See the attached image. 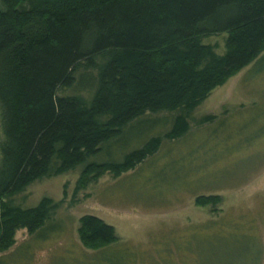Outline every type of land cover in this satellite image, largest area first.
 Listing matches in <instances>:
<instances>
[{"label":"trees","instance_id":"1","mask_svg":"<svg viewBox=\"0 0 264 264\" xmlns=\"http://www.w3.org/2000/svg\"><path fill=\"white\" fill-rule=\"evenodd\" d=\"M0 3V253L12 247L17 230L32 235L50 224L60 205L42 197L23 208L13 196L75 169L74 194L105 174L133 170L162 140L188 132L193 111L213 89L264 59V0ZM223 33V53L203 43ZM160 113L171 117H150ZM145 122L152 128L129 148L101 158ZM166 123L165 132L153 133ZM219 200L201 195L195 203ZM76 232L94 251L118 240L92 215L78 219Z\"/></svg>","mask_w":264,"mask_h":264},{"label":"rangeland","instance_id":"2","mask_svg":"<svg viewBox=\"0 0 264 264\" xmlns=\"http://www.w3.org/2000/svg\"><path fill=\"white\" fill-rule=\"evenodd\" d=\"M225 37L203 43L221 54ZM259 60L213 89L193 111L188 132L162 140L133 170L118 178L105 174L74 194L75 169L13 196L23 208L42 197L60 205L35 234L15 232L12 247L0 253L2 264H264V59ZM209 115L211 121L199 122ZM151 124L126 131L101 158L129 148ZM167 128L158 125L153 133ZM201 195H217L219 203L199 206L195 199ZM85 214L111 225L118 240L98 251L84 248L76 230Z\"/></svg>","mask_w":264,"mask_h":264},{"label":"crops","instance_id":"3","mask_svg":"<svg viewBox=\"0 0 264 264\" xmlns=\"http://www.w3.org/2000/svg\"><path fill=\"white\" fill-rule=\"evenodd\" d=\"M208 97H209V96H208ZM208 97H207V98H208Z\"/></svg>","mask_w":264,"mask_h":264}]
</instances>
